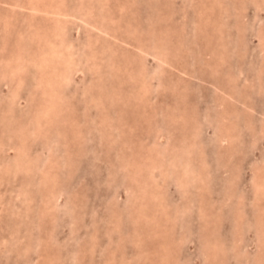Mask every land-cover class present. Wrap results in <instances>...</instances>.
Wrapping results in <instances>:
<instances>
[{"label": "rangeland", "instance_id": "obj_1", "mask_svg": "<svg viewBox=\"0 0 264 264\" xmlns=\"http://www.w3.org/2000/svg\"><path fill=\"white\" fill-rule=\"evenodd\" d=\"M0 264H264V0H0Z\"/></svg>", "mask_w": 264, "mask_h": 264}, {"label": "bare ground", "instance_id": "obj_2", "mask_svg": "<svg viewBox=\"0 0 264 264\" xmlns=\"http://www.w3.org/2000/svg\"><path fill=\"white\" fill-rule=\"evenodd\" d=\"M31 1V0H30ZM58 11V10H57ZM65 13V12H64ZM67 13V12H66ZM142 48V47H141ZM143 49V48H142ZM142 53V52H141ZM162 54V53H161Z\"/></svg>", "mask_w": 264, "mask_h": 264}]
</instances>
